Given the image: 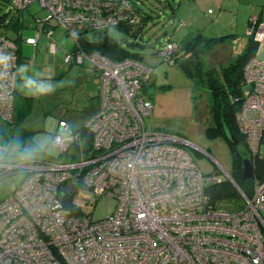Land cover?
<instances>
[{"label":"built area","instance_id":"2783aa9c","mask_svg":"<svg viewBox=\"0 0 264 264\" xmlns=\"http://www.w3.org/2000/svg\"><path fill=\"white\" fill-rule=\"evenodd\" d=\"M6 2L16 14L34 3L45 11L25 43L36 45L55 26L74 38L63 62L95 72L97 107L85 125L89 140L58 121L51 141L57 157L9 159V146L0 142V179L23 174L0 200V264H264V174L255 171L264 160V61H246L236 114L251 157V192L226 173L239 197L216 201L206 188L220 180L201 173L186 142L146 126L153 101L143 92L152 67L138 57L111 59L83 45L85 32L137 25L140 15L131 0ZM247 34L263 41L264 24L251 19ZM179 48L168 39L157 55L171 63ZM19 63V43L0 33V127L14 119ZM80 186L92 192L90 204L114 199L112 212L100 219L83 213L73 204Z\"/></svg>","mask_w":264,"mask_h":264},{"label":"rangeland","instance_id":"374dc122","mask_svg":"<svg viewBox=\"0 0 264 264\" xmlns=\"http://www.w3.org/2000/svg\"><path fill=\"white\" fill-rule=\"evenodd\" d=\"M138 1L142 7L141 15L144 11L151 15L143 24L138 36L130 37L117 27H109L106 33L120 41L128 50L137 53L153 69L151 79L143 92V96L153 101L155 109L150 116L145 117L146 126L168 134L174 139L185 141V148L204 176L226 180V173L232 171V145L222 135L208 134L207 127L214 126V121L209 111L207 91L195 89L191 81L176 66L157 55V49L171 35L166 31L172 32L175 27L179 31L174 34V38L182 44L187 42L186 29L195 25L193 20L199 19L197 16L203 9L199 8L200 4L194 8L186 6L178 9V17L186 13V16H183L186 25L178 27L176 20L174 21V18L168 15V11L162 8V5H165L164 0ZM0 6L1 14L6 8L2 4ZM207 10L213 20L208 23L206 29L202 30L201 35L217 36L220 33L218 28L221 22L216 17V9L213 13L210 8ZM11 13L14 14V10H11ZM44 16L45 11L37 3L32 4L24 13L26 27L21 30L24 61L19 63L18 94L28 101V111L24 115L23 126L33 131L34 141L44 151V154L39 156L57 157L59 151L51 145V141L58 121L65 120L75 130H80L86 125L97 107V89L94 85L96 77L91 68L89 69L91 75L88 74L90 77L86 79L87 74L81 71L83 70L80 69L81 66L67 65L63 62L65 55L74 49L75 40L67 35L61 26H55L49 37L43 34L37 48L25 43L26 37H32L37 33L35 20ZM221 18L223 20V17ZM202 22L204 21L199 22L198 26L202 25ZM4 31L12 39L18 36V31L13 28L8 27L4 30V27H0V33ZM83 37L89 41H97L101 33L88 31L83 33ZM243 41L227 40L225 44L221 42L214 45L202 56L204 66L219 69L220 64H228L240 54L239 49ZM52 44L56 48L53 61L50 62L48 56ZM255 54L264 61V40L258 42ZM88 80L90 82L92 80L94 87L91 97L86 95L85 90L86 83L90 84ZM22 178L23 174L11 172L0 179V200L5 198ZM91 198L92 192L80 186L74 193L73 204L83 213L90 214L93 219L106 217L112 212L114 199L105 197L90 204Z\"/></svg>","mask_w":264,"mask_h":264},{"label":"trees","instance_id":"16d2710c","mask_svg":"<svg viewBox=\"0 0 264 264\" xmlns=\"http://www.w3.org/2000/svg\"><path fill=\"white\" fill-rule=\"evenodd\" d=\"M131 1L138 9L140 22L137 25H120L117 28L134 38L142 31L143 24L151 15L146 11L141 15V5L138 2ZM1 4L6 9L0 14V27H4V30L8 27L17 30L18 36L14 40L20 45L22 42L21 30L26 27L24 14H16L15 11L14 14L11 13L13 9L7 4L6 0H0ZM165 8L163 7V9ZM149 9L153 10L150 7ZM107 31H100L101 37L97 41L84 39V47L89 50H96L111 59H120L126 56L142 59L137 53L128 50L120 41L110 37L106 33ZM226 36L205 37L199 31L184 44L179 42L180 48L178 52L173 53L170 64L176 66L191 81L195 89L207 91L209 111L214 121V126L207 127L208 134L224 136L223 126H225L242 144L243 138L238 131L236 114L246 86L244 66L249 58L255 56L258 42L249 37L245 48L228 64H220L219 69L205 67L202 56L214 45L223 42ZM27 111L28 101L16 95L14 119L12 123L0 127V142L9 146V154L14 158H20L24 154L27 159L38 158L40 153H44L34 141L33 131L22 126V119ZM80 132L85 140H89L90 134L85 126L80 129ZM231 163L232 171L230 174L233 180L244 192L250 194L253 179L252 177L243 179L241 161L233 146L231 147ZM255 171L257 176H263L264 160L259 161ZM206 192L212 200L216 201L233 200L239 197L235 187L228 180H220L208 185Z\"/></svg>","mask_w":264,"mask_h":264},{"label":"crops","instance_id":"0c3cea01","mask_svg":"<svg viewBox=\"0 0 264 264\" xmlns=\"http://www.w3.org/2000/svg\"><path fill=\"white\" fill-rule=\"evenodd\" d=\"M164 1H165V3H164L165 5H162V8L166 7L165 9H166V11H168V15H170V17H173L174 21L176 20V22L178 23V27L186 25V20L183 19V16H186V13H184V15H180L178 17V14H177L178 9H181L183 7H186V6H189L190 8H194L195 6L200 4L199 8H202L203 10H201V12L198 14L199 16H197V17H199V19L194 18L193 22L195 23V25L192 24L193 27L189 26L186 29V37H188L187 39H190L197 32H199V31L202 32L203 29L207 28L208 23L213 20V17L208 14L210 12H208L207 9L210 8L211 13H213L214 9H216V17H218L219 21L221 22V26H220V28H218V32H220V33L217 36H205V37H218V36H222V35H227L224 38V41L222 42V44H225V41L227 42V40H237V39L244 40L241 44V48L239 49L240 52L245 48V45L247 43L246 40H248V38H249V36L247 34V29L250 25L251 19H253V22L256 23L257 25L264 24V0H164ZM135 2L139 3L138 0H135ZM221 17H223V20ZM201 21H204V22H202V25L198 26V23L199 22L201 23ZM177 31H179L177 27L173 28L172 32L166 31L167 34L168 33L171 34L168 36L167 40L173 39V40L177 41L174 38V34ZM52 33H53V29H52L51 34L47 33V32H43L40 35L36 45H30V44H27V45L34 46L35 48H37L43 34H45L46 36L49 37L52 35ZM177 42H179V41H177ZM52 47H55V45L52 44L51 47L49 48L50 55L48 56V60L50 62L53 61V53L54 52H51ZM20 57H21V62H23L24 59L22 56V45H21V43H20ZM255 57H256V54H255ZM72 64H69V65H72ZM79 66L82 67L80 69H83L81 71L85 72L87 74L86 79H89L90 76H88V74L91 75V73L89 71L90 67L88 65H85V64L79 65ZM19 73H20V70L18 68L17 95H19L18 94V92H19ZM89 83L91 84V86L87 82L85 85V90L87 93L86 95L90 96L94 92V87H93L92 80H91V82L89 81ZM94 85L96 88V81H95ZM96 96H97V94H96ZM154 110L155 109L153 106V111ZM22 126H23V119H22ZM68 126H69V129L75 130L69 124H68ZM37 146L40 148V146L38 144H37ZM42 154H44V153H40L39 155H42ZM39 157H41V156H39ZM11 159H16V158H14L12 156Z\"/></svg>","mask_w":264,"mask_h":264},{"label":"water","instance_id":"95a60500","mask_svg":"<svg viewBox=\"0 0 264 264\" xmlns=\"http://www.w3.org/2000/svg\"><path fill=\"white\" fill-rule=\"evenodd\" d=\"M223 132L225 139L229 142L230 145L234 146L236 153L238 154L241 161V170L243 179H248L252 175V163L251 157L245 146L239 143L238 139L225 127L223 126ZM71 186L67 188V191L70 192Z\"/></svg>","mask_w":264,"mask_h":264},{"label":"bare ground","instance_id":"6f19581e","mask_svg":"<svg viewBox=\"0 0 264 264\" xmlns=\"http://www.w3.org/2000/svg\"><path fill=\"white\" fill-rule=\"evenodd\" d=\"M9 159H11V158H9Z\"/></svg>","mask_w":264,"mask_h":264}]
</instances>
